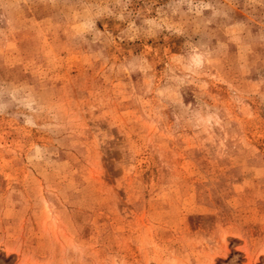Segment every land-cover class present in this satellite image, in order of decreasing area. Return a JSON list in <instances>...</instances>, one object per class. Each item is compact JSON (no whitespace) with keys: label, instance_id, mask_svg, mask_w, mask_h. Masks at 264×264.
<instances>
[{"label":"rangeland","instance_id":"obj_1","mask_svg":"<svg viewBox=\"0 0 264 264\" xmlns=\"http://www.w3.org/2000/svg\"><path fill=\"white\" fill-rule=\"evenodd\" d=\"M0 264H264V0H0Z\"/></svg>","mask_w":264,"mask_h":264}]
</instances>
